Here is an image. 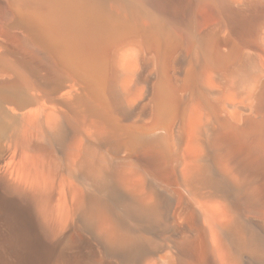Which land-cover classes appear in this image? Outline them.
Segmentation results:
<instances>
[{"label":"bare ground","instance_id":"obj_1","mask_svg":"<svg viewBox=\"0 0 264 264\" xmlns=\"http://www.w3.org/2000/svg\"><path fill=\"white\" fill-rule=\"evenodd\" d=\"M0 264H264V0H0Z\"/></svg>","mask_w":264,"mask_h":264}]
</instances>
